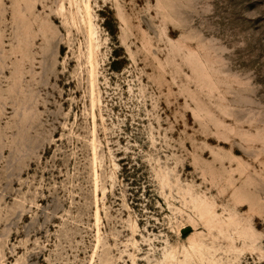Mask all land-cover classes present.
<instances>
[{"label":"rangeland","instance_id":"obj_1","mask_svg":"<svg viewBox=\"0 0 264 264\" xmlns=\"http://www.w3.org/2000/svg\"><path fill=\"white\" fill-rule=\"evenodd\" d=\"M173 250L264 264V0H0V264Z\"/></svg>","mask_w":264,"mask_h":264},{"label":"bare ground","instance_id":"obj_2","mask_svg":"<svg viewBox=\"0 0 264 264\" xmlns=\"http://www.w3.org/2000/svg\"><path fill=\"white\" fill-rule=\"evenodd\" d=\"M64 9H65L64 6L61 5L59 11H60V13H61L62 15H63V11H64ZM210 227H211V226H210ZM230 242H231V244L234 243L233 238L230 240ZM191 244H192V248H194L197 252H201V251H203V253H204V250H205L206 248H208V245L205 243V245H206V246L204 247L205 249L202 250V249H203V248H202V245L204 244V242H201L200 240H198V239L195 238V237H191ZM235 249L237 250V248H234V250H235ZM187 252H189V249H188V248H184V250H183V254H184V256H186ZM169 256H170L171 259H172V261H171L170 264H186V262H187L186 258H185V259H180L179 256H177L175 250L171 251V253H169Z\"/></svg>","mask_w":264,"mask_h":264}]
</instances>
